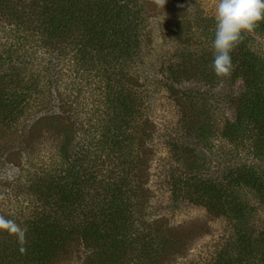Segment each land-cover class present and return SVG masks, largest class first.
Masks as SVG:
<instances>
[{"label": "trees", "instance_id": "trees-1", "mask_svg": "<svg viewBox=\"0 0 264 264\" xmlns=\"http://www.w3.org/2000/svg\"><path fill=\"white\" fill-rule=\"evenodd\" d=\"M17 1L0 0L3 25L8 19L20 24L15 6L21 2ZM29 1L37 5L38 0ZM46 1L40 35L30 39H40L46 47V63L60 72L63 65L53 61L57 53L69 52L75 60L69 73L78 76L69 77L66 90L69 100H77L78 115L87 112L88 119L80 123L69 120L63 126L69 131L59 134V145L50 136L45 138L49 130L24 122L29 104L38 101L32 91L39 89L38 81L43 78H26L20 67L26 64L22 60L18 63L21 57L15 54L25 43L14 39L17 31L8 34L6 38L16 40L17 45L0 55V67L6 65L3 71L0 68V135L15 136L19 146L15 148L16 159L7 161L16 169L9 180L12 187L7 198L17 201L11 202L16 205L14 213L0 209V220L11 222L0 224V264H52L58 255L69 252L71 242L91 249L90 258L97 264L167 263L188 244L190 233L177 228L176 232L162 230L157 220L144 219L142 197L150 191L146 184L151 150L141 128L143 104L119 78L126 77L130 66L126 61L149 36L147 12L143 13L137 0ZM256 28L264 31V21ZM249 42L250 35L243 33L242 41L231 52L230 79H241L240 90L220 93L215 100L224 98L233 117L221 116L223 112L213 115L216 110L211 108L209 97L200 102L199 112H193L187 99L193 102L195 96L183 99L176 95L186 122L181 125L200 147L173 145L172 160L180 165L168 177L170 197L202 207L224 219L228 227L210 259L204 262L201 257L197 264H264V221L260 217L264 210V55ZM179 53L183 55L175 63L173 77L213 80L214 71L196 70V54L186 47ZM85 72L90 74L85 76ZM90 83L93 87L87 92ZM71 104L70 100L69 108ZM218 122L219 137L230 147L220 151L231 154L233 147H248V158L255 161L222 165L218 175L208 176L203 173V151L211 146ZM72 125L77 131L71 135Z\"/></svg>", "mask_w": 264, "mask_h": 264}, {"label": "rangeland", "instance_id": "rangeland-1", "mask_svg": "<svg viewBox=\"0 0 264 264\" xmlns=\"http://www.w3.org/2000/svg\"><path fill=\"white\" fill-rule=\"evenodd\" d=\"M14 2L16 3V1ZM18 2L21 4H17L15 10L21 15V20L19 19L21 25L15 19L4 21V25L2 24L4 19L0 20V55L5 50H11L17 45L16 40L6 38L14 30L17 31L18 36L15 32L12 34L18 37L14 39L22 41L25 46L23 49V45H21L19 47L21 51L17 49L15 54L18 53L21 57L18 63L22 60L26 64L20 66L25 70L26 78H35L37 75L43 78L38 81L39 89L32 91L38 101L30 96L37 102L29 104L28 114L26 117L23 116L24 122L29 127L33 125L49 130L44 134L45 138L50 136V139L59 145V134L62 130L64 133L69 131L63 129L69 120L73 123H80V121L88 119L87 112L78 115L75 98L70 99L73 104L69 108V92L66 89L70 84L69 77L78 76L69 73V66L74 68L75 60L69 56V52H65V55L57 53L53 61L63 65L64 69H61V72L57 67L52 68L49 63H46L47 59L43 55L46 47H42L40 39L37 41V39L30 38L33 37L32 35H36L37 38L40 35L39 23L42 12L45 10L42 5L47 1L38 0L37 5H33L29 0H18ZM137 2L143 6V13L147 12L146 33L149 36L143 38L144 42L141 43L137 51L135 50L136 53L126 61V64H130L127 68L125 67L126 77L119 78L122 82L126 81L125 84L133 90L135 96L143 104L140 112L141 128H144V134L146 133L144 140L147 141L151 150L150 158L147 161L149 175L148 184H146L150 191L148 193L146 190L142 197L145 198L143 212H146V215L144 219L147 222L157 220L156 223L162 230L168 228L174 231L177 228L179 232L190 233V241L184 249L171 255L167 263L164 264H197V262H202V258L206 262L221 241H224L221 235L228 227L224 219L209 214L202 207L185 200L174 201L170 197L168 177L170 171H175L180 165L172 160V156H175L173 145L175 148L176 146L200 147L193 134L188 129L184 130L181 125L186 122L182 118L181 105L175 100L176 95L183 99L186 96H195L193 102L190 98L187 99V102L193 112H199L200 102L209 97L211 108L216 110L212 113L213 115L217 116L223 112L221 116L233 117L232 110L226 108L224 98L216 103L215 100L220 97V93L229 95L233 90L238 92L241 87V79L231 81L230 75L233 68L228 75L218 76L215 74L212 81L196 80L198 79L196 77L192 80L185 77H173L175 63L181 60L182 53H179V50L182 52L184 47L196 54L194 59L196 63L198 62L196 66L198 72L199 69H203L205 72L213 73L214 49L212 41L215 32L214 16L217 0H137ZM28 27L31 29L29 30ZM244 34L250 35V46L264 55V31H259L255 27L252 31ZM37 45L42 48L40 49ZM53 51L50 50V52ZM50 55L51 53L48 56L50 57ZM16 63L14 62L15 66ZM0 68L3 71L6 65H2ZM41 72H43V76H41ZM86 73L90 74L85 72V76H87ZM91 78L92 76L88 79L91 80ZM112 82L115 83L114 79ZM95 83H98V79ZM168 83H171V87ZM89 85L92 84L86 85L87 92L93 87ZM50 122L53 123L51 127H44L46 123ZM215 124L217 131L211 137L213 142L203 151L202 159L205 160L203 173L208 176H216L218 168L222 165L237 166L239 163L255 161L248 158L250 155L248 147L240 145L233 147L231 154L220 151V148L226 146L227 149H230V147L225 140L219 137L220 122ZM19 126L22 125L19 124ZM72 127L74 129H71V135L77 131L74 125ZM18 139L21 140L22 137ZM18 142L15 136L11 137L8 133L0 135V161L3 160L0 164V209H8L12 213H14L13 208L16 205L13 206L11 202L17 201V199L10 200L7 198V194L12 187L9 180L13 179L16 169L7 161L9 158L16 159L15 148L19 146ZM260 217L264 221V210ZM67 247L69 252L58 255L57 260L52 264H97L95 258H90L92 251L88 247L76 244V242L69 243Z\"/></svg>", "mask_w": 264, "mask_h": 264}, {"label": "clouds", "instance_id": "clouds-1", "mask_svg": "<svg viewBox=\"0 0 264 264\" xmlns=\"http://www.w3.org/2000/svg\"><path fill=\"white\" fill-rule=\"evenodd\" d=\"M214 19L212 69L224 76L232 69L231 52L242 41L243 33L264 21V0H217ZM9 223L0 220V224Z\"/></svg>", "mask_w": 264, "mask_h": 264}]
</instances>
